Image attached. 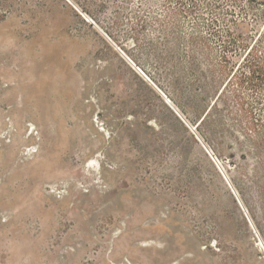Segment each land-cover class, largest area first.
Returning a JSON list of instances; mask_svg holds the SVG:
<instances>
[{
	"label": "rangeland",
	"instance_id": "1",
	"mask_svg": "<svg viewBox=\"0 0 264 264\" xmlns=\"http://www.w3.org/2000/svg\"><path fill=\"white\" fill-rule=\"evenodd\" d=\"M254 1L0 0V264H264Z\"/></svg>",
	"mask_w": 264,
	"mask_h": 264
},
{
	"label": "trees",
	"instance_id": "2",
	"mask_svg": "<svg viewBox=\"0 0 264 264\" xmlns=\"http://www.w3.org/2000/svg\"><path fill=\"white\" fill-rule=\"evenodd\" d=\"M171 0H165L166 4L169 3ZM178 1V10L176 12H172L171 16L173 18H175L176 16H195L196 15V10L197 8L201 7V4L198 3V6H194L191 9H186L184 7V0H176ZM197 0H191L192 3H195ZM231 4V6L233 8H239L241 11L246 12V7L243 5L239 4V0H228ZM252 2L254 4H258L256 1L254 0H246V2ZM201 3V2H200ZM203 3L207 6V9H209L212 14L214 16H216L215 14L217 13L218 7L217 4H210L209 2H207V0H203ZM217 3V2H216ZM250 5V4H249ZM248 5V6H249ZM260 7L264 8V4L259 3ZM255 8H251V10H254ZM190 45V49H192V53H195L198 49V42H196V39L193 38L192 42H189ZM206 44L204 43V46ZM192 62H196L197 58L192 57L190 58ZM225 62H227L225 60ZM250 70V74L251 76H246V74H240V77H237L236 83H233L232 86L236 85L237 87H240L241 90H248L250 93H254L257 92V88L258 85L255 84L254 78L258 79L259 75L261 74V72L259 73V70H253V68L249 67ZM232 87H230L231 89ZM234 89V88H233ZM227 90V87H225L223 89V91L221 92L219 99L221 98V96L224 94V92ZM230 92L234 95V99L238 105L239 108V113H240V117L243 119V121H245L246 124V128L247 130L245 131V135L247 137L248 142H250V144L253 145V149L256 150V152H253V154H255L257 157H263L264 158V114L262 116H257L256 112H255V106L261 105L260 103L254 102L251 99H254L252 95L251 96H243V94L240 93H236V90H230ZM225 96V95H224ZM226 99H222L224 102V109H228L230 106L228 104V97L226 96ZM251 100V102H250ZM255 103V105H254ZM217 102L214 103V105L212 106V108L209 110V112L207 113L206 118H208L210 116V113L212 112V110H216V113H220L218 111V107L219 105H217ZM216 114V115H217ZM218 116V115H217ZM260 117V118H259ZM264 160V159H263ZM262 199L264 202V196L262 194Z\"/></svg>",
	"mask_w": 264,
	"mask_h": 264
}]
</instances>
